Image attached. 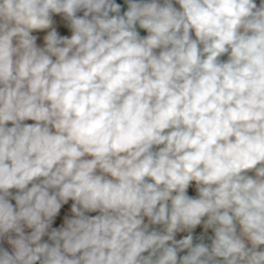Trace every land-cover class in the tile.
I'll list each match as a JSON object with an SVG mask.
<instances>
[{
    "label": "clouds",
    "instance_id": "1",
    "mask_svg": "<svg viewBox=\"0 0 264 264\" xmlns=\"http://www.w3.org/2000/svg\"><path fill=\"white\" fill-rule=\"evenodd\" d=\"M5 238L0 264H264V0H0Z\"/></svg>",
    "mask_w": 264,
    "mask_h": 264
},
{
    "label": "crops",
    "instance_id": "2",
    "mask_svg": "<svg viewBox=\"0 0 264 264\" xmlns=\"http://www.w3.org/2000/svg\"><path fill=\"white\" fill-rule=\"evenodd\" d=\"M256 2H257V5L259 6L260 0H256ZM221 59H226V56L225 57H222ZM27 123H32V121H27ZM250 174H253V173H250ZM12 191L15 192V190H12ZM189 192H194V188H190L189 189ZM13 203H14V201H13ZM62 209H63V207H62ZM62 209H61V212H60L59 216L56 218V220H55V222L53 224V227L60 226L62 224L63 217L65 215H70V212H64ZM58 219H59V222H58ZM29 231L30 230L26 229V232H29ZM200 231H201V229L198 227L197 230H196V232L199 233ZM210 234L211 233L209 232V235ZM43 240L44 241H47V237H44ZM205 242L210 243V241H208L207 239H205Z\"/></svg>",
    "mask_w": 264,
    "mask_h": 264
},
{
    "label": "rangeland",
    "instance_id": "3",
    "mask_svg": "<svg viewBox=\"0 0 264 264\" xmlns=\"http://www.w3.org/2000/svg\"><path fill=\"white\" fill-rule=\"evenodd\" d=\"M117 2L123 4V0H117ZM125 8H126V5H125ZM140 31H141V35H146V33L143 30H140ZM40 35L42 36L43 34H40ZM14 44H15V41H14ZM38 44H41L40 40H38ZM71 203L72 202L69 201V204L68 205H64L62 210L64 212H70ZM95 214L96 213H90L89 215H95ZM58 222H59V219H58ZM0 246L5 247L7 250L11 251V246L7 244L6 239L3 240V241H0Z\"/></svg>",
    "mask_w": 264,
    "mask_h": 264
},
{
    "label": "trees",
    "instance_id": "4",
    "mask_svg": "<svg viewBox=\"0 0 264 264\" xmlns=\"http://www.w3.org/2000/svg\"><path fill=\"white\" fill-rule=\"evenodd\" d=\"M189 195H196L195 191L194 192H189Z\"/></svg>",
    "mask_w": 264,
    "mask_h": 264
}]
</instances>
